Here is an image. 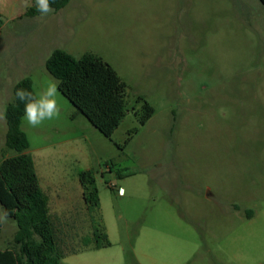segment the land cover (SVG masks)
Returning a JSON list of instances; mask_svg holds the SVG:
<instances>
[{
    "label": "rangeland",
    "instance_id": "374dc122",
    "mask_svg": "<svg viewBox=\"0 0 264 264\" xmlns=\"http://www.w3.org/2000/svg\"><path fill=\"white\" fill-rule=\"evenodd\" d=\"M31 5L0 0V163L16 156L5 118L14 87L31 78L36 92L49 81L58 88L46 69L55 50L101 58L128 87L112 138L83 115L73 119L78 111L59 90L58 119L35 128L22 121L68 253L62 264H264L263 3L71 0L20 20ZM138 97L155 110L145 126ZM83 171L94 172L98 214L85 206ZM47 182L61 184L67 204ZM96 226L110 247H86ZM17 230L2 223L0 251Z\"/></svg>",
    "mask_w": 264,
    "mask_h": 264
},
{
    "label": "trees",
    "instance_id": "16d2710c",
    "mask_svg": "<svg viewBox=\"0 0 264 264\" xmlns=\"http://www.w3.org/2000/svg\"><path fill=\"white\" fill-rule=\"evenodd\" d=\"M260 1L264 5V0ZM70 2L50 0L55 12L66 8ZM38 16L35 0H32L23 17ZM3 24L0 14V36ZM46 69L58 81L60 93L77 109L73 119L83 115L106 138H112L128 112V87L118 72L93 54L76 59L61 49L53 52L46 62ZM21 88L36 92L31 78L19 81L13 90L14 102L5 112L8 126L6 145L16 152V156L5 158L0 165V205L7 213V219L16 222L18 230L12 246L0 251V264H62L68 253L61 246L50 214L49 199L41 188L34 160L27 153L30 142L22 130L24 103L15 97L16 90ZM135 106L140 107L135 116L139 118L140 125L145 126L155 110L144 97H138ZM79 180L87 211L90 215L98 214L100 196L94 172H81ZM1 229L2 223L0 235ZM92 234L93 242H88L87 248L100 250L111 246L103 229L93 227ZM79 252L72 250L71 253Z\"/></svg>",
    "mask_w": 264,
    "mask_h": 264
},
{
    "label": "clouds",
    "instance_id": "9594fccd",
    "mask_svg": "<svg viewBox=\"0 0 264 264\" xmlns=\"http://www.w3.org/2000/svg\"><path fill=\"white\" fill-rule=\"evenodd\" d=\"M35 6L40 17H46L55 10L51 7L50 0H35ZM58 88L57 82L49 81L47 86L38 92L27 89H17L15 97L24 103L23 120L30 127H39L45 121L58 119L61 115V106L57 100ZM3 118V113H0ZM7 222V213L0 216V223Z\"/></svg>",
    "mask_w": 264,
    "mask_h": 264
},
{
    "label": "crops",
    "instance_id": "0c3cea01",
    "mask_svg": "<svg viewBox=\"0 0 264 264\" xmlns=\"http://www.w3.org/2000/svg\"><path fill=\"white\" fill-rule=\"evenodd\" d=\"M25 17H23V18H21L20 20H22V19H24ZM14 21H15V18L13 19ZM2 34V33H1ZM29 154V153H28ZM3 161H4V159H3ZM2 161V162H3ZM1 162V163H2ZM1 163H0V165H1ZM35 168H36V166H35ZM36 171H37V169H36ZM37 174H38V172H37ZM38 177H39V181H40V185H41V188H42V190H43V192L46 194V196L48 197V195H47V193H46V191H44V189H43V187H42V181H41V177L38 175ZM60 188H62V186H61V184L59 185H54V184H51V183H46V190L48 191V192H51V194L53 193L54 195H52V198H54V199H56V200H58L59 201V203L61 204V205H65V204H67L68 202L67 201H65V198L63 197V195L61 194V192H59L61 189ZM83 195V194H82ZM48 199H49V205H50V203H51V201H50V197H48ZM50 207V206H49ZM50 214L52 215V212H51V208H50ZM2 230V229H1ZM3 251H5V250H3Z\"/></svg>",
    "mask_w": 264,
    "mask_h": 264
}]
</instances>
